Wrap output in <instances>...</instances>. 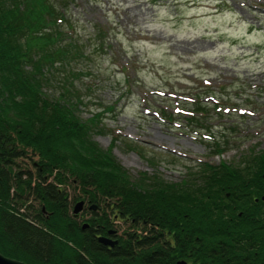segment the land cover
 I'll return each mask as SVG.
<instances>
[{"label":"trees","instance_id":"1","mask_svg":"<svg viewBox=\"0 0 264 264\" xmlns=\"http://www.w3.org/2000/svg\"><path fill=\"white\" fill-rule=\"evenodd\" d=\"M67 9L0 0V252L28 264H264V146L179 181L132 180L92 138L98 116L82 118L81 96L54 75L81 53L60 26ZM79 199L99 207L74 213ZM114 219L127 225L109 247L98 236Z\"/></svg>","mask_w":264,"mask_h":264},{"label":"rangeland","instance_id":"2","mask_svg":"<svg viewBox=\"0 0 264 264\" xmlns=\"http://www.w3.org/2000/svg\"><path fill=\"white\" fill-rule=\"evenodd\" d=\"M67 4L60 26L81 53L54 75L81 96L82 118L98 116L92 138L132 180L179 181L264 146V0Z\"/></svg>","mask_w":264,"mask_h":264},{"label":"water","instance_id":"3","mask_svg":"<svg viewBox=\"0 0 264 264\" xmlns=\"http://www.w3.org/2000/svg\"><path fill=\"white\" fill-rule=\"evenodd\" d=\"M263 177H264V172H263ZM262 198H264V195L262 196ZM83 203H84L83 199H79L78 201H76L73 206V212L77 213L82 208ZM91 206H94V204H92ZM86 224L87 222H85L83 226H86ZM98 240H100L104 244H110V245H113L117 241L116 239H112L111 237L106 235H99ZM0 264H28V263L11 256H7L0 252Z\"/></svg>","mask_w":264,"mask_h":264},{"label":"flooded vegetation","instance_id":"4","mask_svg":"<svg viewBox=\"0 0 264 264\" xmlns=\"http://www.w3.org/2000/svg\"><path fill=\"white\" fill-rule=\"evenodd\" d=\"M92 204H94V203H89L87 200H84L82 208L77 213L80 214L82 211H84L86 209H89L90 211H92V210H95L96 208L99 207L96 204H94V206H91ZM115 217H116V214H115ZM117 222H118V224H117ZM112 223H113V225L109 226L107 228V234H104V235L109 236L112 239H116L117 240L118 238H117L116 235L120 231V229H119L120 225H122L124 223V221L121 220V219H114ZM116 243H117V241L113 245H115ZM106 245H108L109 247L113 246V245H110V244H106Z\"/></svg>","mask_w":264,"mask_h":264}]
</instances>
